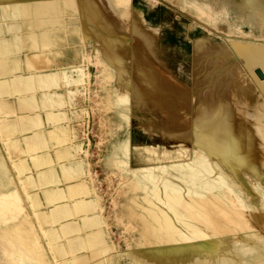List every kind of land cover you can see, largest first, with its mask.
<instances>
[{
    "label": "rangeland",
    "instance_id": "1",
    "mask_svg": "<svg viewBox=\"0 0 264 264\" xmlns=\"http://www.w3.org/2000/svg\"><path fill=\"white\" fill-rule=\"evenodd\" d=\"M79 1L0 0V5L18 6L11 13L17 18L37 15V12L46 17L56 14L53 23L46 24L49 30L67 26L87 49V62L83 66H71L69 71L63 72V77L68 85L74 84L69 91L76 102L71 108L74 116L70 122L78 135L75 142L78 144L72 154L78 153L84 160L87 167L84 179L92 196L100 200L99 212L104 221L100 229L107 234L105 245L108 251L92 255L89 249H82L78 253L85 257L84 261L75 252L63 257L53 254L51 246L60 245L65 240L58 243L60 237L50 240L46 234V231H56L43 227V224L51 223L48 212L37 211L39 202L34 204L30 194H27V202L24 188L16 178L13 156L4 153L2 145L4 147L5 141L0 140V198L10 202L6 213L0 210V264H62L60 259L66 262L73 257L81 260L79 264H164L162 260L168 247L149 230L142 208V205L147 206L142 198L145 191L137 189L134 184L137 179H144L147 168L154 167L155 174L164 175V166L169 175L165 174L167 178L176 181L183 189L192 188L172 176L178 174L172 167L192 162L194 148L191 143L173 140L158 130L143 129L148 123L160 124L163 116L158 110L149 111L137 107V104L144 101V105L154 107L158 101V104H167L165 108L169 111L175 108L177 114L186 110L173 107L178 103L175 100H135L131 91L134 85L124 82L123 78L131 73L136 84L148 89L153 84L162 86L158 67L151 62V59H158L168 77L185 85L182 87L190 88L193 87L194 67L208 61L213 66L212 81L225 76V87H215L210 92L226 89L230 96L226 98L232 100H227L228 108L237 115L239 123L252 136L263 135L264 90L241 52L264 50V17L252 10V0H104L105 12L97 18L88 13L78 14L75 9ZM49 3L55 6V11L44 9ZM22 6L29 8L28 13L21 10ZM2 15L0 7L1 26H20L19 21ZM19 31L26 33L27 29L21 25ZM135 57L140 59L136 61ZM51 75L55 80L57 74ZM243 97L245 100L241 102ZM248 101L252 108L248 107ZM171 103L173 106H168ZM171 129L179 132L176 128ZM127 141L128 154L123 148ZM144 145L154 147L159 158L149 161L148 153L154 151L144 150ZM177 149L192 152L188 156L163 158L165 152ZM199 152L206 178L223 184L230 196L227 201L219 202L214 196L206 195L210 202L207 200V205L203 206L206 211L202 206L201 209L204 213L210 212L208 215L212 217V225L207 230L204 228L206 234L220 237L218 241L228 245L226 253L230 264H264V181L239 166L234 169L239 177L234 184L222 167L213 162L206 148ZM198 186L203 190L201 182ZM9 190L12 193L6 195ZM159 206L174 216L164 204ZM213 229L217 234L212 232ZM18 236L25 240L24 243L18 241Z\"/></svg>",
    "mask_w": 264,
    "mask_h": 264
},
{
    "label": "bare ground",
    "instance_id": "2",
    "mask_svg": "<svg viewBox=\"0 0 264 264\" xmlns=\"http://www.w3.org/2000/svg\"><path fill=\"white\" fill-rule=\"evenodd\" d=\"M70 1L73 2V0ZM103 1L104 0H80L75 10L78 14L81 15H86V13H88L95 18L101 17L105 12V5ZM54 7V5L49 3L48 6H46L44 9H48V11L51 10L53 12L55 11ZM79 8H82L83 11H81ZM21 10L28 13L27 10H29V8L26 6H22ZM91 16L90 18H92ZM101 19L103 20V18ZM99 26H101V24H99ZM239 50L241 52V49ZM241 55L247 62L249 69L253 72L255 80L259 82L264 90V50L255 49L251 50L250 52L243 51L241 52ZM137 59L135 57L136 61ZM151 62L156 65V67H158V73L160 75L159 77H161L162 81L160 79L159 80L162 83V86H156L153 84L149 85L150 89H148V87L146 88L144 86L136 84L133 76H131V73L129 72L130 74H127V76L123 78V81L129 82L130 84L134 85L131 89L133 98L135 100L138 99L153 101L175 100L178 101V103L174 104L175 106H173L172 103L168 106L177 107L181 111L185 109L186 111L177 114L175 113V108H171L170 111L169 109H166L165 106H167V104H158L157 101L155 102L154 107H150L144 105V101H140L142 104H137V107H142L143 109L147 108V110L149 111L158 110L161 113L160 115L163 116V120L160 122V124L157 123L154 126L153 124L148 123L144 126L143 129H151L153 131L158 130L164 136L172 138L173 140H180L185 143H191L192 148H194V156L192 158V162L190 163L174 164L173 167L170 165L172 169H174V171L176 170L178 172L177 175L172 176L178 181L192 186V188L183 189V187H180V184H178L176 181L167 178L165 174L167 173L168 175V172L166 171V168L164 166L162 167V173H165L164 175L155 174L154 169H152L154 167L147 169L145 168L146 170L143 174L144 179H137L135 181L134 185L137 187V189L142 188L145 191V195H143L142 198H144L147 206L142 205V208L146 213L144 217L148 220V222L146 223L149 227V230L152 231L154 237H156V239L160 240L161 242H165L168 247V250L165 249L167 250V252L165 253V259H161L162 263L164 264H230L231 261L226 253L228 245L221 244V241L219 242L217 239L220 237L213 236L210 233L206 234L207 231L205 232L204 228L206 227L207 230V227H210V225H212V217L210 218V215H208L210 213L209 211L208 214L207 212H203V210L206 209H204L203 206L207 205L205 203L208 200L206 196L207 194H210V196H214V198L219 202L227 201L230 196L223 184L219 182H213L206 178L201 169V167H204V164L199 150L202 148H206L212 156L213 162L220 168L222 167L226 176L229 177L234 184L239 180L237 174L234 173V169L238 168L239 166L245 168L246 171L253 174L252 176L258 177L259 179L264 181V133L263 135L252 136V134L248 132V130H246L241 125V123H239V121L237 120V115L232 113V111L228 108V106L230 105L228 101L232 100H228V98H226H230V96L227 90L223 89L225 87V84L223 82L225 81V76L219 77L212 81L211 78L213 75L211 74V70L213 66L208 61H203L202 66H200V64L199 66L194 67L193 87L191 85L190 88L182 87V85L184 84L180 83L170 76L168 77L161 61H159L158 59H151ZM256 69H259L261 71L262 77H259ZM148 83H150V81ZM219 86L223 87L222 91L210 92V89H214L215 87L219 88ZM241 100V102H244L245 97H243ZM247 103L248 107H251V103H249V101ZM187 108L189 109L187 110ZM171 127L176 128L179 132L172 130ZM196 147L199 149L197 150ZM123 148L128 154V141ZM142 148L147 151H154L155 149L154 147L149 145H144L142 146ZM191 152L192 150L183 151V149H177L173 150L172 152H165L163 154V158H172L174 156H188V154H191ZM158 158L159 155L157 152L154 151V153H148L149 161H155ZM228 158H230V160H228ZM155 165L157 166V164ZM198 182L202 183L203 190L199 188ZM11 193L12 192L9 190L5 194L9 195ZM31 198H33L32 202H34V204H38V201H36L33 196ZM0 199V201H2L0 203V210L6 213L8 211L7 205L10 202L3 201L2 197ZM208 202L210 201L208 200ZM158 203L164 204L167 207V210L174 214V218L169 215L170 213L167 214V212L164 211V209H162ZM201 206L203 210L201 209ZM80 208L84 210L87 208V205L83 203L80 205ZM219 209L221 208L218 207V210ZM214 212H216V210ZM232 212L230 214H232ZM223 213L226 214V212ZM67 214H69L68 209L65 207H61L55 210L52 209L47 213V216L49 217L50 222H55L60 218L65 217ZM217 214L220 215L221 213L217 212ZM41 217L43 218V216ZM239 218L240 216H238V219ZM95 223L96 220L92 218L86 219V221H84L82 225L84 227H91ZM177 223H179V225H177ZM214 225H216V223ZM218 225H220V223ZM73 229L74 226L69 223H62L60 225L62 234H69V232ZM224 229L226 230V228ZM232 230V232H235L234 229ZM212 232L216 233L214 229L212 230ZM224 232L228 233L227 231ZM46 234L48 235L50 240L58 239L57 236L60 237L56 231L52 230L50 232L46 231ZM17 239L21 243H24L25 241L23 238H19V236L17 237ZM97 239V233L88 234L85 238H68L65 239L64 243H60V245L58 244L55 246H51V250L56 257H63L65 254H72L76 252L78 248L83 247V245L86 243H88L89 247H93ZM95 251L96 250L94 249L93 252ZM163 252L165 251L163 250ZM60 263L79 264L82 262L78 257H73L66 262L65 260L60 259Z\"/></svg>",
    "mask_w": 264,
    "mask_h": 264
},
{
    "label": "crops",
    "instance_id": "3",
    "mask_svg": "<svg viewBox=\"0 0 264 264\" xmlns=\"http://www.w3.org/2000/svg\"><path fill=\"white\" fill-rule=\"evenodd\" d=\"M252 2V10L264 17V0ZM0 7L3 18L19 21L27 29L23 33L15 24L0 25V140L5 141L2 148L5 154L13 156L16 178L28 203L30 194L39 202L37 211L68 209L65 217L43 224L44 228L57 231L58 243L98 234L92 248L84 246L75 252L84 261L85 257L78 253L82 249H89L92 255L108 251L107 234L100 229L104 223L99 212L100 200L92 196L84 179V160L78 153L72 154L78 144V135L70 122L74 116L71 108L76 102L69 91L74 84L68 85L63 77L71 66L87 62V49L69 27L49 30L46 24L53 23L56 14L46 17L37 12L17 18L11 13L18 6ZM50 73L57 74L55 80ZM83 203L87 205L84 210L80 208ZM29 211L32 212L31 207ZM92 218L96 220L92 227L81 225ZM61 223H69L74 229L63 235Z\"/></svg>",
    "mask_w": 264,
    "mask_h": 264
},
{
    "label": "water",
    "instance_id": "4",
    "mask_svg": "<svg viewBox=\"0 0 264 264\" xmlns=\"http://www.w3.org/2000/svg\"><path fill=\"white\" fill-rule=\"evenodd\" d=\"M256 72L258 73L259 77H262V73L259 69H256Z\"/></svg>",
    "mask_w": 264,
    "mask_h": 264
}]
</instances>
